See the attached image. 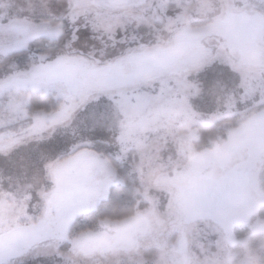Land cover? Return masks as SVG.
<instances>
[{"label":"snow or ice","instance_id":"snow-or-ice-1","mask_svg":"<svg viewBox=\"0 0 264 264\" xmlns=\"http://www.w3.org/2000/svg\"><path fill=\"white\" fill-rule=\"evenodd\" d=\"M0 264H264V0H0Z\"/></svg>","mask_w":264,"mask_h":264}]
</instances>
